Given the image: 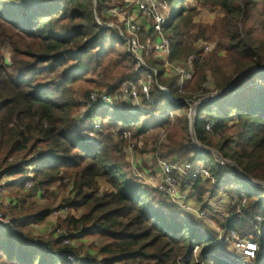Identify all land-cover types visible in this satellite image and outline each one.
I'll return each mask as SVG.
<instances>
[{
  "label": "trees",
  "instance_id": "trees-1",
  "mask_svg": "<svg viewBox=\"0 0 264 264\" xmlns=\"http://www.w3.org/2000/svg\"><path fill=\"white\" fill-rule=\"evenodd\" d=\"M195 1L223 14L214 34L226 42L222 52L232 74H222L216 89L245 70L257 69L223 98L197 109L196 139L246 175L264 181V37L253 38L246 28L258 16L256 25L264 32V0ZM108 5V0H0V168L20 178L34 167L32 188L20 196V207H11L17 216L10 225H0V264H70L55 257L61 252L91 264H235L225 260L226 247L209 226L136 178L126 148L151 138V151L158 158L189 162L210 173L211 179H181V185L188 184L202 210L208 209L207 200L225 195L232 205L220 223L222 233L250 237L258 252L249 263L264 264V188L248 183L229 165H218L211 153L198 151L189 135L188 106L172 103L157 88L167 89L174 101H196L208 94L207 68L221 72L218 46L209 58L195 63L193 76L181 86L177 75L165 80L163 69L157 70V83L150 90L153 105L143 103L144 111L132 114L129 105L117 102L111 108L90 106L84 119H78L91 92L117 97L123 84L144 76L136 71L118 33L96 23L95 16L100 18ZM184 12L182 7L168 36L172 62L203 52L191 44L194 14ZM7 45L9 62L1 52ZM94 121L100 122V130L93 129ZM163 131L167 143L156 147L154 139ZM210 134L218 138L214 146ZM19 154L23 158L11 162ZM55 185L69 188L63 209L82 210L78 217L66 216L61 227L74 240H102L100 259L79 258L62 246L60 237L43 242L17 232L26 224L44 222L49 212H37L33 197L52 199ZM241 197L247 205L238 212L235 204ZM205 214L210 220L216 217ZM195 248L200 249L197 260L190 257Z\"/></svg>",
  "mask_w": 264,
  "mask_h": 264
},
{
  "label": "built area",
  "instance_id": "built-area-1",
  "mask_svg": "<svg viewBox=\"0 0 264 264\" xmlns=\"http://www.w3.org/2000/svg\"><path fill=\"white\" fill-rule=\"evenodd\" d=\"M108 2L109 5L103 8L100 18L97 15L95 16L96 23L103 29H111L118 33L136 71L142 72L145 77H139L123 84L121 93L117 97H111L104 92H91L86 108L82 110L83 119L86 110L93 105L101 108H111L117 102H121L130 106L132 114L144 111L143 103L147 106L153 105L150 98V89L153 84L157 83L158 72L156 69L147 66L144 60L145 57L152 56L156 61L161 62L164 73L169 72L177 75L179 77V86L184 81L190 80L194 73L191 61H187L186 66L183 67L170 60V39L165 34V11L168 9V0H108ZM211 50V46L205 45V52H210ZM158 87L159 85H157ZM159 91L161 92V90ZM172 103L177 104L175 101H172ZM93 129L100 130V122L94 121ZM205 129L210 131V125L207 124ZM90 136L92 135L90 134ZM124 137L129 138L130 134L126 132ZM165 140L166 133L160 132L156 139V147L164 143ZM140 145L141 143L137 140L131 142L126 149V153L132 154ZM130 162L133 172L140 183L160 192L171 203L179 207L182 212L199 219L204 217L205 211L191 203L195 197L188 188V184L182 186L180 180L185 179V183H187L197 179L202 181L211 179L210 173L205 168L194 166L189 162L162 160L156 155L150 154L147 162L151 164L154 162L156 170L153 174V172H148L147 170L138 171V167L135 166L133 160ZM216 163L224 165L220 158L216 159ZM33 176L34 167L32 166L21 177L20 182L24 190L32 188ZM6 178V182L0 183L1 194L5 193L6 183L12 180L9 176H6ZM246 205V198L241 197L236 202L235 207L238 212H241V208L246 207ZM59 211L62 212L63 210ZM256 220L260 221V218L257 217ZM0 225H8L1 216ZM57 233L62 238V246H69L74 240L68 237L64 230L58 229ZM231 238L233 250L241 259L253 260L256 258L258 246L254 240L238 237L235 234H232ZM195 249L197 250L198 248ZM193 252L195 253V251ZM55 257L63 259L70 264H91L85 261H78L73 255L66 252L56 253ZM226 261L232 260L226 259Z\"/></svg>",
  "mask_w": 264,
  "mask_h": 264
},
{
  "label": "rangeland",
  "instance_id": "rangeland-1",
  "mask_svg": "<svg viewBox=\"0 0 264 264\" xmlns=\"http://www.w3.org/2000/svg\"><path fill=\"white\" fill-rule=\"evenodd\" d=\"M198 6L199 5H198L197 1H195V0H168V9L165 11V18H166L165 34L167 36H170L173 33L174 28L177 26V23H178L177 22L178 12L180 11V9L182 7H184L185 8L184 14H190L191 13L192 16L194 14V17L192 19V24H191L190 29H189V34L191 35V40H192V43H191L192 47L195 49V51H199L203 47V52L201 53V55H191L187 58L182 56L178 60H175V62L180 64L181 66L185 67L187 61H191L192 66H193V70H194L195 63L197 66L200 62H202V59L209 58L210 55L213 53L212 50L215 49L216 46H218V50H217L216 54L219 58L218 66L221 67V72L218 71V72L212 73V71L209 68H207L206 73H207L208 80H209L207 88L209 90V93L203 97H200V98H204L206 96H209V95L219 91L218 89H216L215 83L217 82V80L220 79V76L222 74H225L226 76L231 75L232 74V67L229 65L226 54L224 52H222V50H223L222 46H224L226 44V42L223 39H221L220 37H218V35L214 34V29L216 27H218L219 21L223 15L221 10H219L218 8H200ZM256 20H259L258 16H255L254 19L247 25L246 28H247V30L252 31L253 38H256V39L263 38L264 32L256 25ZM205 45L211 46L212 50L210 52H205L204 51ZM1 52H2V55L4 56V60L9 62L10 61V53H11L10 47L8 45L3 46L1 48ZM144 60H145V63L147 64L148 67L154 68L156 70L162 69V63L159 61H156L152 56L145 57ZM165 74H167V75L163 76V79H165V80L169 78V75H173L169 72H165ZM205 86H206V84H205ZM99 92H100V90H99ZM200 98H198V99H200ZM216 100H220V99L217 98ZM188 111H189V109H188ZM77 117H78V119L83 117V111L82 110L79 112V114H77ZM187 117H188V115H187ZM165 133H167V132H165ZM157 136H158V134H157ZM157 136L154 139L155 142H156ZM152 139L153 138L148 139V140L145 139L146 141L142 139L147 144L142 141V145L140 147L136 148L135 151H133L132 155L137 154V155H139L138 156L139 160H142V158H143V160H146V161H147V158L150 156V154L156 155L155 152H152L153 150L151 151V143L150 142ZM209 141H210L211 145L214 146L218 142V138L216 136L210 134ZM166 143H167V141L165 140V142L162 144L164 145ZM231 146L234 147L235 145L231 144ZM207 148H210V149L217 151L215 148H211V147H207ZM21 158H23V155L19 154L17 156L12 157L11 162L16 163ZM213 158H214L215 162H216V159H219L218 157H215V156H213ZM135 159H133V163L135 164L136 167H138L135 163ZM139 160H138V162H139ZM220 160H222L224 165L225 164L229 165L232 170L236 171L232 165H230L226 162L228 160L224 161L225 159L223 160L221 158H220ZM144 167H146V166H144ZM145 170H147L148 172H153V174H154L155 170H156L154 162H153V166L150 168H140V162H139L138 171L143 172ZM256 173L259 176L263 174L261 171H256ZM237 174H239V173L237 172ZM6 176H7L6 173L4 171H2V169H1L0 183L7 181ZM248 177L252 181L264 182L260 178H253L250 176H248ZM14 179L15 180L13 182H20V180L18 178H14ZM11 181L6 183L7 185L5 187V193L4 194L0 193V216L6 221V224H8V225H10L12 218L17 216L15 212L13 213V211L11 210L12 209L11 207H16V208L20 207L19 206V203L21 202L20 196L23 195V193L27 192V190H24L23 188H20V190L15 189V188H9L10 184H12ZM66 183H67V179H64L62 185L65 186L64 184H66ZM104 187L109 189V187L106 185H104ZM51 190H53L52 192H55V195L53 196L52 199H49V200L41 199L39 194H37L33 197V199L35 201L34 204L37 205V210H36L37 212H41L43 210H48V212H49V214L45 218L44 222L41 224H26L23 227L16 229L17 232H20L21 234H25L27 236H30L31 238H34V239L39 240V241L41 240L43 242H49V241L52 242L53 240H55V238L60 237V235H57V234H59V233H57L58 229L64 230L66 232V230L61 227L62 220L65 219L66 216L72 215L74 217H78L81 214L82 210L76 212V211H70V210L67 211L66 209H63L65 199L69 196V188H65V189L64 188H57V185H55ZM234 199H235V197H234ZM8 202H11V203H8ZM207 202H208V205H207L208 209L204 210V211H205V213L206 212L208 213V211L212 212L214 214V216H216L215 219L210 220L208 215L206 216V214H204L203 218H200V219L196 218V217L195 218L203 221L204 224L209 226V228L215 232V234L218 238V243L225 245L226 252L228 253V255L225 257V260L231 259V260L235 261V263H237V264H250L249 262L251 260L241 259L238 256V254H236V252L233 250L231 236H232V234H235L236 236L240 237L239 234L234 233V232H230L226 235V233H222L221 228H220V223L223 222L224 217H226V215H227L226 210L230 207V205H232V202H231V204H229V199L223 194H220L215 198H211V199L207 200L205 203H207ZM191 203L193 205H195L196 207L202 208L201 207L202 203L198 202V200L193 199L191 201ZM209 208H211V209H209ZM59 210H63V211L60 212ZM67 236L71 237L69 235H67ZM246 238H250V237H246ZM101 242H102V240H100L97 237H93V236L92 237H84V236H82V238L72 240V243L66 247L72 248V250L75 251L76 255L79 258L83 259L88 255H90L89 257H92V255H93V256H97V258L100 259V256L98 255L97 251L99 249ZM199 250L194 249L193 251H195V253L192 251V254L190 255V257L194 258L195 260H197V258L199 259V256H200ZM263 251H264V248H263ZM190 257H188L186 260L188 261L190 259Z\"/></svg>",
  "mask_w": 264,
  "mask_h": 264
},
{
  "label": "water",
  "instance_id": "water-1",
  "mask_svg": "<svg viewBox=\"0 0 264 264\" xmlns=\"http://www.w3.org/2000/svg\"><path fill=\"white\" fill-rule=\"evenodd\" d=\"M93 3L96 4V0H93ZM256 70L257 69L255 67H252V68H250L248 70H245V71L237 74L229 82V84L225 88H223V89H221V90H219V91H217V92H215V93H213V94H211L209 96H206L204 98H200V99H198L196 101H192V100H187V101L186 100H179V101H175L177 104H179L181 102H184L189 107V111H188V128H189V134H190V138H191V141H192L193 145L195 146V148L198 151L209 152L213 156L223 159L217 151H215L213 149H210V148H207L205 146H202L198 142V140L196 139L193 125H194V119H195V115H196L197 109L200 106L204 105V104H207V103H209L211 101H215L217 98L218 99L223 98L228 93L229 89L231 87H233L238 81H240L246 74H248V73H250L252 71H256ZM158 89L161 90V93L164 94V95H166L171 102L174 101L167 89H165V88H163L161 86H159ZM224 161H226V160H224ZM226 162L228 164L232 165L235 168V170L239 173V175L245 181H247L248 183H251L252 185H255V186L264 188V182L252 181L244 172H242L240 170V168H238V166L236 164H234L233 162H230V161H226Z\"/></svg>",
  "mask_w": 264,
  "mask_h": 264
},
{
  "label": "crops",
  "instance_id": "crops-1",
  "mask_svg": "<svg viewBox=\"0 0 264 264\" xmlns=\"http://www.w3.org/2000/svg\"><path fill=\"white\" fill-rule=\"evenodd\" d=\"M127 156L130 159V161H132L133 159L136 158L135 163L138 166V168H139V162H140V168H150L153 166V163L151 164V163L147 162L146 160H143V158H142V160H139V158H138L139 155H137V154L136 155L127 154ZM138 160H139V162H138ZM144 166H146V167H144ZM11 179H12V182H11L12 184H10L9 188H15V189L20 190V188H22L21 182H13L15 179L14 178H11ZM18 179L21 180V177L20 178L18 177Z\"/></svg>",
  "mask_w": 264,
  "mask_h": 264
}]
</instances>
